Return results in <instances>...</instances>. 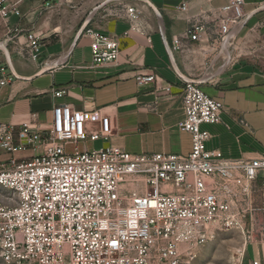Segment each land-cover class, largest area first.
Returning a JSON list of instances; mask_svg holds the SVG:
<instances>
[{
	"label": "built area",
	"instance_id": "2783aa9c",
	"mask_svg": "<svg viewBox=\"0 0 264 264\" xmlns=\"http://www.w3.org/2000/svg\"><path fill=\"white\" fill-rule=\"evenodd\" d=\"M243 5L244 0H229L212 18L216 54L223 38L248 14ZM179 9L184 11L186 2ZM125 12L129 20L138 17L134 6H126ZM9 14L20 11L0 0V18L7 26ZM208 28L202 20H191L185 38L199 41ZM18 32L12 28L5 38L14 42ZM25 37L26 50L18 54L35 58L41 38L32 32ZM170 48L180 51L181 39L173 37ZM91 52L93 66L113 64L120 54L119 38L92 33ZM13 77L0 52V88ZM156 78L151 73L135 79L145 85ZM202 84L183 81L184 118L178 128L192 139L191 152L185 156L136 154L117 147L81 151L76 146L80 141L108 138L110 119L97 112L73 111L68 104L54 106L51 127L43 131L23 123L17 142L14 127L0 123V148L35 153L0 167L2 260L7 264H192L216 230L242 228L243 219L249 218L248 231L264 234V224H256V214L264 206L253 207L251 202L253 187L264 178V156L227 158L206 149L210 134L201 124L220 121L222 104L205 93ZM164 90L170 91V85ZM91 123L98 127L89 128ZM67 143L74 145L70 152ZM235 201L244 202V207L238 208ZM253 241L264 242V237Z\"/></svg>",
	"mask_w": 264,
	"mask_h": 264
},
{
	"label": "crops",
	"instance_id": "0c3cea01",
	"mask_svg": "<svg viewBox=\"0 0 264 264\" xmlns=\"http://www.w3.org/2000/svg\"><path fill=\"white\" fill-rule=\"evenodd\" d=\"M20 14H9L8 26L0 18V40L18 28L14 42H8L14 71L8 84L0 88V123L12 125L19 139L23 123L34 131L51 127L55 105L68 104L73 111L97 112L110 119L107 139H87L76 144L81 151L117 147L129 153H172L188 155L191 135L178 128L184 118L183 81L213 73L221 58L212 50L215 36L212 18L229 0H150L160 11L136 0H2ZM186 2L184 11L179 9ZM264 0H244L249 13ZM87 27L77 32L95 9ZM134 6L138 17L126 18L125 7ZM202 20L209 28L199 41L185 38L189 21ZM169 45L173 37L182 41L180 51H172L174 65L162 34ZM27 32L39 36L35 58L18 54L26 50ZM92 33L119 38L120 54L113 64L93 66ZM21 53H23L21 51ZM230 61L224 70L202 84V89L222 104L220 121L203 123L209 132L206 149L223 157L255 159L264 156V9L250 17L229 48ZM58 65H49L58 61ZM176 70V71H175ZM156 74L154 82L136 83L138 74ZM170 85V91L164 87ZM63 90L61 95H55ZM97 128L98 123L87 125ZM73 144H65L72 151ZM0 148V167L29 158L27 151ZM30 151V150H29ZM33 155L35 154L32 150ZM241 264H264V242L251 241L243 249Z\"/></svg>",
	"mask_w": 264,
	"mask_h": 264
},
{
	"label": "rangeland",
	"instance_id": "374dc122",
	"mask_svg": "<svg viewBox=\"0 0 264 264\" xmlns=\"http://www.w3.org/2000/svg\"><path fill=\"white\" fill-rule=\"evenodd\" d=\"M74 149V146H73ZM72 149V150H73ZM28 149L27 155L33 156L31 150ZM40 152L36 153V155ZM3 193L0 191V199ZM252 204L254 206H264V178L256 182V186L252 189ZM238 208L244 207V202H234ZM256 224L261 226L264 224V211L257 212ZM249 218L243 219L242 228L216 230L214 237L198 249L197 256L192 264H236L239 262L243 249L249 242L259 239L264 234L259 230L251 231L249 229ZM0 264H7L0 257Z\"/></svg>",
	"mask_w": 264,
	"mask_h": 264
},
{
	"label": "water",
	"instance_id": "95a60500",
	"mask_svg": "<svg viewBox=\"0 0 264 264\" xmlns=\"http://www.w3.org/2000/svg\"><path fill=\"white\" fill-rule=\"evenodd\" d=\"M115 1H125V0H115ZM136 1H142L145 4H147L149 7H151V9L153 10V12L155 13L157 18H161V13L160 11L150 2V0H136ZM99 8L95 7V9L90 13V15H88L86 17V19L84 20V22L82 23V25L80 26L78 32H77V36L76 39L79 37V35L84 31V29L87 27V24L90 21L91 15L92 13L97 10ZM264 9V5H261L259 7H257L256 9H254L253 11L249 12L236 26H234L231 31L229 32L228 35H226L223 40H222V44H221V48L220 51L217 55V57L211 62L209 67H213L214 62L221 58V60H223V64L218 67L213 73H205L202 77L197 78V79H193V78H189L186 77L182 74H180L178 71L176 72L177 75L183 80V81H189V82H194V83H205L207 82L210 78L215 77L216 75H218L219 73H221L224 68L228 65L229 61H230V53H229V47L234 43L237 35L239 34V32L241 31V29L243 28V26L245 25V23L248 21V19L250 17H252L256 12H258L259 10H263ZM161 30V34H162V39L163 42L165 44L167 53L170 57L171 63L172 65H174V59H173V54H172V50L170 48V45L168 44L165 35ZM9 39L8 38H3L2 40H0V52L5 56V59L7 61L9 70L11 72V74L15 77L18 78L19 76L17 75V73L14 71L13 66H12V62H11V58H10V54L7 48ZM58 61L53 62V64H50L49 67H55L58 65ZM176 71V70H175Z\"/></svg>",
	"mask_w": 264,
	"mask_h": 264
}]
</instances>
